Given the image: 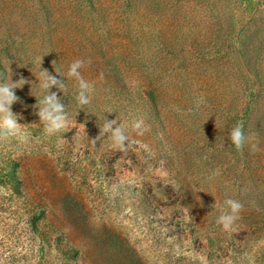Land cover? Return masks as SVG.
<instances>
[{
	"label": "rangeland",
	"instance_id": "374dc122",
	"mask_svg": "<svg viewBox=\"0 0 264 264\" xmlns=\"http://www.w3.org/2000/svg\"><path fill=\"white\" fill-rule=\"evenodd\" d=\"M9 67L30 139L0 142V264H264V0H0V82ZM42 70L66 85L53 135ZM105 119L123 151L97 139ZM226 198L243 205L229 232L212 207Z\"/></svg>",
	"mask_w": 264,
	"mask_h": 264
},
{
	"label": "clouds",
	"instance_id": "9594fccd",
	"mask_svg": "<svg viewBox=\"0 0 264 264\" xmlns=\"http://www.w3.org/2000/svg\"><path fill=\"white\" fill-rule=\"evenodd\" d=\"M55 66L56 61H53ZM85 61L81 59L74 60L68 68L67 77L75 78L77 81V94L76 100L80 106L88 105L91 103V94L94 86L86 81L80 73V69L84 67ZM55 68V67H54ZM56 73L62 77L59 70L55 68ZM9 76L7 81L0 82V142L6 141L10 138L16 139L20 144L27 143L30 136L25 133L22 129V125L18 123L19 117L13 113L12 105L19 100V97L15 94V89L21 88L27 81L24 78L19 79L17 82L11 80V68L8 69ZM101 74V78H102ZM39 86L44 90L42 98L37 99L38 103L34 106L39 109L38 116L40 121L44 125V132L47 135H53L68 127V115L65 110V105L61 102L57 93L50 92L53 86H56L60 91L65 92L66 85L63 79H57L56 76L49 73L47 70H42V79H39ZM203 97H200L195 103L199 107L203 103ZM118 120H106L103 125L100 126V137L108 134V139L111 141L112 146L123 151L126 147V142L129 137L126 134L125 125L119 123ZM145 122L143 118L135 119L131 123L133 131L143 134ZM228 139L235 147L240 150L243 148L245 143V136L243 132L242 124L234 126L228 134ZM96 143V140H92ZM251 151H259L257 144L251 145ZM94 187L95 182H93ZM214 209L219 211V216L216 219L217 225L221 226L225 232L233 231L235 222L239 219V213L243 209V205L235 199L226 198L223 204L216 203L212 205ZM194 259L199 260L200 264H208L205 257L199 255L195 256ZM243 261L246 264H256L255 256L252 254L245 253ZM227 264H232L228 261Z\"/></svg>",
	"mask_w": 264,
	"mask_h": 264
}]
</instances>
